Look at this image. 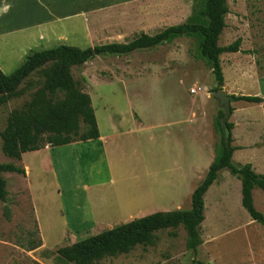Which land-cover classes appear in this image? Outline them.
Here are the masks:
<instances>
[{"label": "rangeland", "instance_id": "1", "mask_svg": "<svg viewBox=\"0 0 264 264\" xmlns=\"http://www.w3.org/2000/svg\"><path fill=\"white\" fill-rule=\"evenodd\" d=\"M122 2L117 5H107L101 0L94 2L90 16L92 33L87 39L79 35L77 42L84 43L75 47L86 49L124 44L140 34L155 35L170 26L206 23L201 16L204 0ZM7 3L13 7L17 4L12 0H7ZM226 4L229 13L225 17L226 27L219 37L218 46L226 47L237 39L241 44L238 53H224L219 57L223 80L225 76L227 83V92L221 91L229 97L264 98V81H260L259 87L252 79L255 75L264 79V0H226ZM18 7L23 21L32 16L33 7H28L25 2H20ZM65 45L74 47L71 43ZM197 46L196 37H179L150 50L124 56L96 57L72 68V76L91 98L98 119L104 114L101 104L109 103L116 107L114 111L120 113L127 124L131 116L130 106H133L132 112L144 122L146 120V124L189 118L188 137L192 138L196 133L207 140L210 138L209 114L218 101L209 99L216 84L208 65L198 57ZM21 59L11 58L2 73L11 74L21 64ZM41 81L39 73L33 75L29 83L21 86L24 95L0 107V132L5 128L10 113L30 100ZM191 89L199 90L191 95ZM254 106L241 101L231 102V109L233 107V111L239 112V117L247 116L246 121L250 122L246 133L247 136L252 133L249 147L253 156L249 163L256 174L264 175V128L261 132L258 130L259 124L264 123V105H261L262 111L254 109ZM220 111L223 112L221 106ZM192 112L197 115L195 119L191 118ZM100 125L104 129L101 119ZM243 133L244 130L239 134ZM156 135L160 136L159 133ZM214 136L216 156L220 135L214 131ZM133 138L137 144L139 138L144 142L147 136L136 139L133 135ZM47 148L43 149L45 153H26L20 160H14L3 155L0 140V164L13 165L25 172V175L0 174L7 190L6 203L0 202V264H66L57 255L58 249L109 229V225L106 228L92 227L90 208L94 199L84 189L90 183L86 164L95 157L86 149L72 153L66 146L49 148V152ZM125 148V154L121 155L124 164L112 163L117 180L115 186L107 185L101 189L106 198L117 190L116 201L126 193L127 200H132V195L139 196L135 185L142 181L148 188L155 186L145 170L147 147L139 148V154L131 150L136 148L135 145ZM208 155L206 151L204 159ZM141 161H146V166ZM232 163L238 165L240 162L236 158ZM101 174L104 176V171ZM193 184L194 180L190 178L188 189ZM190 198L184 193L176 204L182 210H189ZM252 198L255 209L264 215V193L254 189ZM203 200L204 221L199 227L201 245L196 254L186 250V233L180 226L157 232L150 246H137L128 254L105 258L98 264H264V228L252 222L241 207L239 182L222 170L217 183ZM5 206L9 210V219L3 215ZM109 206L116 208L113 202ZM127 221L121 219L113 227Z\"/></svg>", "mask_w": 264, "mask_h": 264}, {"label": "trees", "instance_id": "2", "mask_svg": "<svg viewBox=\"0 0 264 264\" xmlns=\"http://www.w3.org/2000/svg\"><path fill=\"white\" fill-rule=\"evenodd\" d=\"M228 13L226 0H204L201 16L205 19V24L170 26L155 35L140 34L124 44L98 45L86 49L62 45L32 53L9 75L0 72V107L24 95L25 91L21 86L29 83L33 75L39 73L42 79L41 86L34 90L30 100L13 110L7 118L5 128L0 132L3 155L20 160L22 155L40 151L47 146L58 148L99 138L91 98L81 90L72 76V68L82 66L96 57L124 56L156 48L179 37L194 36L198 40V57L208 65L216 84L211 93L221 91L224 80L219 57L224 53H238L241 44V40L237 39L226 47L218 46ZM238 101L264 103V99L260 97H230V102ZM230 112L232 114L233 110L230 109ZM222 117L223 112L219 111L213 121L214 131L220 135L218 154L203 181L193 191L190 210L154 213L62 247L56 253L63 262L98 264L102 259L128 254L137 246H150L156 239L157 232L180 226L186 233V250L196 254L201 245L199 227L204 221L203 199L222 170H226L240 182L241 207L252 222L264 228V215L255 209L252 198L254 189L264 193V175L256 174L251 164L232 163L235 151L231 134L233 125L227 122L225 128H222ZM8 173L25 175L21 168L0 164V174ZM6 201V182L0 177V202ZM3 215L9 219L6 206Z\"/></svg>", "mask_w": 264, "mask_h": 264}, {"label": "crops", "instance_id": "3", "mask_svg": "<svg viewBox=\"0 0 264 264\" xmlns=\"http://www.w3.org/2000/svg\"><path fill=\"white\" fill-rule=\"evenodd\" d=\"M12 1L17 3L16 6L9 5L7 0H0L1 72L13 57L22 58V64L34 52L50 50L58 46H66L65 44L70 43L74 47L78 44H83V41L77 42V37L82 35L87 39V36L91 35L93 24L90 16L93 13L94 2H99V0ZM119 1L101 0V2L107 5L123 3V0ZM20 2H25L28 7L34 8L32 16L24 21L21 18L22 14L19 13L18 5ZM84 37L82 39H85ZM252 79H254V83L257 86L260 85V81H264V79L262 80L256 75ZM223 87L222 90L226 93L227 83L225 76ZM209 99L212 100L213 98L209 95ZM252 105L254 106V104ZM261 105H264V103L254 106V109L262 111ZM130 107L131 112L129 115L131 116L126 124L120 113L114 111L116 109L115 106L109 103H102L101 110L104 114H101L100 119L104 129H102L100 119H98L93 109L99 138L97 140L77 142L66 146L72 153L73 151L77 153L81 149H86V152L92 154L93 158L95 157V159H89L86 164V175L90 183L84 188L85 193L87 195L90 193L94 199L91 201L90 208L91 219L93 221L92 227L106 228L109 225L107 229L109 228L108 230H110L115 228L113 224L119 222L121 219L128 220L124 223L126 224L135 219H140L158 212L185 211L180 209L179 204H176V200L183 196L184 193L186 197L192 195L193 191L203 181L210 164L215 158L213 121L220 111L219 103L215 102L213 104V108L209 114L208 130L210 133H208L210 138L206 136L208 138L207 140L204 139V136L196 133L194 137H188L187 126L190 121L189 118L185 120L181 118V120L176 121L170 119V121L156 122L155 124L149 123V125L145 123L146 120L144 122L143 118L137 117L132 112L134 109L133 106ZM231 116L229 123L233 125L231 131L232 146L235 148L231 161L237 158L240 162L238 165L250 164V159L253 156V150L249 147V141L252 140V133H248V136L246 133L250 129V122L246 121L247 116L245 115L244 117H239L240 114L237 111H233ZM196 117L197 115L192 112L191 118L195 119ZM141 120L143 121L142 123ZM259 125L258 130L261 132L262 128H264V123ZM183 126L186 127L183 128ZM178 127H180V132L178 131ZM243 130L244 133L239 134ZM156 133H159L160 136L157 137ZM133 135L136 139L140 136L142 138L147 136V139L145 138V141L141 142L139 138L137 144H134L136 140H134ZM174 135L177 136L174 137ZM242 136H244V141H241ZM134 145L136 147L135 149L133 148ZM143 145L148 149V157L145 159L147 161L145 170L149 172L155 186L151 185V188H148L144 181L140 182L139 185L136 184L135 186H137L139 196L132 195V200H127L126 196L128 193H126V195H122L123 197H119V201H116L117 190L115 193H110L108 198L104 197L105 194L102 193L101 189H104L107 185L114 187L117 181L112 170V163L119 162L120 164H124L121 155L125 154V147L130 146V148H133L131 150L135 154H139L137 150L142 148ZM47 150V152L50 151L49 148ZM40 151L45 153L43 149ZM206 151L209 157L204 159ZM146 161H141L144 166H146ZM125 164H128L130 167L132 166L129 163ZM25 169L29 172L27 165ZM102 171H104V176L101 174ZM190 178L194 180V184L188 189ZM218 178L219 173L211 187L217 183ZM123 198L126 199L123 200ZM111 202L115 204V209L109 206ZM105 231L107 230L105 229Z\"/></svg>", "mask_w": 264, "mask_h": 264}, {"label": "water", "instance_id": "4", "mask_svg": "<svg viewBox=\"0 0 264 264\" xmlns=\"http://www.w3.org/2000/svg\"><path fill=\"white\" fill-rule=\"evenodd\" d=\"M211 98L218 101L219 105L223 108V117L220 119L222 128H225L226 123L229 121L231 116V102L230 97L225 95L223 91L215 92L210 94Z\"/></svg>", "mask_w": 264, "mask_h": 264}, {"label": "built area", "instance_id": "5", "mask_svg": "<svg viewBox=\"0 0 264 264\" xmlns=\"http://www.w3.org/2000/svg\"><path fill=\"white\" fill-rule=\"evenodd\" d=\"M198 90H199V89H191V90H190V94H191V95H194V94H196V91H198Z\"/></svg>", "mask_w": 264, "mask_h": 264}]
</instances>
